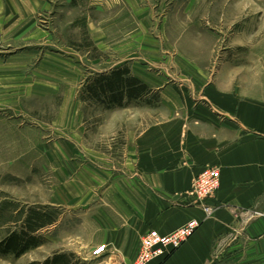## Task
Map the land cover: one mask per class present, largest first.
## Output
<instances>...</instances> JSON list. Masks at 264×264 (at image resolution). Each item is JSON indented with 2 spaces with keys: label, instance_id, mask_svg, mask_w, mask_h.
Here are the masks:
<instances>
[{
  "label": "rangeland",
  "instance_id": "rangeland-1",
  "mask_svg": "<svg viewBox=\"0 0 264 264\" xmlns=\"http://www.w3.org/2000/svg\"><path fill=\"white\" fill-rule=\"evenodd\" d=\"M53 1L62 8L54 22L43 15L34 35L0 37V60L32 55L25 70L0 79V242L25 232L39 243L19 256L0 252V264H41L55 254L69 264H123L115 251L93 255L104 235L96 220L97 208H105L96 205L104 201L100 191L131 168L128 141L168 120L158 105L165 88L214 111L222 109L216 100L223 95L264 98V0H143L146 15L117 5L107 16ZM54 56L89 69H61ZM123 67L148 95L121 108L87 98V80ZM261 216L237 220L216 240L209 264H250L239 256L241 242Z\"/></svg>",
  "mask_w": 264,
  "mask_h": 264
},
{
  "label": "crops",
  "instance_id": "crops-1",
  "mask_svg": "<svg viewBox=\"0 0 264 264\" xmlns=\"http://www.w3.org/2000/svg\"><path fill=\"white\" fill-rule=\"evenodd\" d=\"M142 1L60 0L59 6L71 12L76 8L104 10L107 16L113 6L122 5L134 15H146ZM53 2L0 0V37L17 41L39 32L40 17H51L49 21L54 22L62 13L61 7L55 10ZM86 19L89 23L90 18ZM100 38L106 40L107 36L102 34ZM92 41L97 46L95 37ZM31 57L17 52L0 60V79L18 75ZM52 59L61 64V69H89L84 63L73 65L82 62L79 59ZM38 84L52 86L48 81ZM216 101L222 108L219 111L203 107L199 98L178 89L158 92V105L168 110V120L157 121L132 143L128 141L126 154L131 155L127 158L131 168L112 175L100 191L104 201L96 204L105 207L96 212L104 232L97 245H105L106 252L115 251L116 261H133L139 238L151 230L166 235L192 219L203 220V212L192 204L188 192L198 173L205 167H216L220 186L212 201L213 216L176 251L148 264H209L216 240L238 226L236 214L243 210L262 216L246 227L241 242L245 253L239 256L250 264L264 263V98L236 95L226 99L223 95ZM92 194L97 196L95 191Z\"/></svg>",
  "mask_w": 264,
  "mask_h": 264
},
{
  "label": "built area",
  "instance_id": "built-area-1",
  "mask_svg": "<svg viewBox=\"0 0 264 264\" xmlns=\"http://www.w3.org/2000/svg\"><path fill=\"white\" fill-rule=\"evenodd\" d=\"M220 186V172L216 167H205L198 173L191 182L188 194L192 197V204L197 206L204 214L203 220L192 219L184 225L162 235L155 230H151L141 236L138 244V251L135 259L128 264H148L153 260L165 258L172 252L180 248L202 225V223L211 218L215 212L212 204ZM259 214L251 210H243L236 214L237 220L252 219ZM243 216V217H242ZM230 233L224 240L232 237ZM105 245L96 247L93 250L94 256H99L105 252Z\"/></svg>",
  "mask_w": 264,
  "mask_h": 264
},
{
  "label": "trees",
  "instance_id": "trees-1",
  "mask_svg": "<svg viewBox=\"0 0 264 264\" xmlns=\"http://www.w3.org/2000/svg\"><path fill=\"white\" fill-rule=\"evenodd\" d=\"M83 87L87 98L102 102L108 108H121L126 103L140 100L150 93V89L134 78L126 67L113 69L109 73L93 75ZM38 245L34 237L25 232L12 233L0 242V252L19 256ZM41 264H69V262L66 255L55 254Z\"/></svg>",
  "mask_w": 264,
  "mask_h": 264
}]
</instances>
